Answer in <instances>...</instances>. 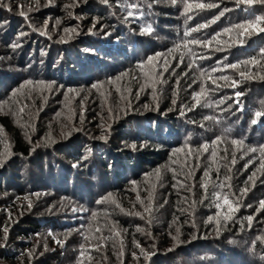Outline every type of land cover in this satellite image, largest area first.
Wrapping results in <instances>:
<instances>
[{
    "label": "trees",
    "instance_id": "trees-1",
    "mask_svg": "<svg viewBox=\"0 0 264 264\" xmlns=\"http://www.w3.org/2000/svg\"><path fill=\"white\" fill-rule=\"evenodd\" d=\"M44 1L39 0L43 5L30 13L31 26L18 14L16 5L24 3L31 7L32 0H4L13 11L0 8V101L10 97L14 90L20 91L24 82H36L39 76L59 86L52 96L56 101L54 108L60 109L57 113L60 119L54 116V109L48 111L52 102L47 100H42V111L36 114L40 101L33 103L26 95L22 100L26 110L19 115L21 122L7 113L0 114V149L5 144L2 142L5 135L8 147L0 151V192L24 195L41 191L48 196L71 198L86 206L96 205L106 193L118 194L120 198L115 201L125 211L117 209L113 214L118 218V227H114L113 233L120 235H113L99 251L96 245L100 242L91 243L95 247L89 249V255L97 254L91 264H264V259L256 263L260 252L264 255V242L256 239L257 235L264 234V209L259 208L260 201L264 200V168L261 167L264 153L248 151L264 145V116L257 124L251 123L255 111L261 110L264 102V58L260 52L264 48V33L245 36L242 44L235 33L231 34V43H226L229 37L223 36L219 51L215 44L207 49L189 45L197 55L205 56L191 67L192 58L188 55L180 62L185 52L183 47L169 54V50L185 39L207 40L225 28L246 22L255 15H264V5L254 4L250 11H244L249 6L237 8L234 0H195L219 2V7L196 9L189 13L193 19L186 20L181 15L182 4L159 0L152 8L146 2L141 6L143 19L126 20L130 9L125 5L140 0H110L107 5L100 0H80L77 6L67 10L64 6L72 0H54L52 6H45ZM222 9L231 11L209 27L184 37L185 31L211 21ZM56 18L62 20L63 26L73 28V35L60 41L53 36L49 39L43 26L46 28ZM147 23H151L153 31L142 34L141 27ZM16 44L19 46L13 47ZM155 53L167 57L168 69L162 77L157 75L154 81L146 80L144 73L148 68L142 71L137 66ZM251 58H256L258 63L247 67L240 63ZM221 63L239 67L211 73L212 77L229 76L237 81L235 87L222 80L213 84L207 74L202 75L219 68ZM155 71L158 73L162 68ZM240 72L245 76L241 77ZM124 76L127 89L115 87L112 81ZM104 82L109 86H102ZM93 84L99 88L79 99L80 108L73 111V105H57L61 92L66 95V89L79 86L82 90ZM202 86L214 89L209 93L212 101L223 99L224 103L218 108L193 106L192 97ZM236 92L241 95L236 97ZM189 107L193 110L189 111ZM69 116L72 122H79L75 124L78 127L69 133L57 131L60 125L55 121ZM205 116H215L219 122L205 120ZM225 129L229 131L225 133ZM217 137H221V142L213 146L212 141ZM232 139H242L243 147L233 145ZM205 142L209 150L200 151ZM213 147L215 158L211 156ZM253 173L254 185L249 182L247 194L239 196ZM148 174L150 179H158L156 189L151 191L146 186L142 192L138 187V192H134L131 186ZM225 176L230 177L231 189L223 191L239 196V209L231 213L224 208L217 209L212 196L218 190L214 185L224 181ZM178 181L184 186L177 187ZM202 183L208 185L207 198ZM149 192L152 193L150 216L144 214L141 221L140 216L126 214L130 208L143 210L137 199L134 203L132 195L139 194L147 204ZM38 213L23 215V221L10 229L7 241L18 239L0 247V262L62 264L55 252L53 255L36 250L34 258H29L20 249L21 255H17L19 240L31 239L46 231L75 230L77 226L73 224L84 219L76 217L66 226L64 220ZM229 214L231 219L225 220L224 216ZM249 216L253 217L251 226ZM209 217H213L212 222H208ZM0 228V241L5 243V227ZM138 228H143L148 237L141 238ZM158 232L160 235H156ZM69 238L60 243L61 247L70 246ZM31 246L28 243L27 248L32 250ZM140 248L154 254L146 259Z\"/></svg>",
    "mask_w": 264,
    "mask_h": 264
},
{
    "label": "rangeland",
    "instance_id": "rangeland-1",
    "mask_svg": "<svg viewBox=\"0 0 264 264\" xmlns=\"http://www.w3.org/2000/svg\"><path fill=\"white\" fill-rule=\"evenodd\" d=\"M32 2L34 3V0H32ZM44 4H47V0L44 1ZM42 5L43 3H40V7ZM28 8L29 6L25 5V10H27ZM57 19L60 20V23L58 25L56 24ZM49 23H50L49 26L45 28L46 25H44L43 29H45L44 31L47 32L46 34L49 37L53 36L54 38L57 39V41H60L58 39H62V38L64 39V37L71 36L75 32V30L73 28H69L68 25L63 26L62 20L60 18H56L52 22H49ZM45 24H47V22ZM65 29H70V31L65 32L64 31ZM37 77L38 78L36 82L32 81L33 84L31 85H28L24 82V84H22L24 85V87L21 88V90L17 93L16 97L10 98L11 97L10 96L6 99L1 100L0 103L4 101H8V103L3 106L2 110H0V114L7 113L9 114V116H12L13 119L19 120L20 113L18 109L21 104L23 105L22 100L25 99L24 95H26L27 97H30V99H32L33 103L40 101V105L36 106V108L38 109L36 114L42 111L41 108L44 105L42 100H47V102H52V104H50L49 106L47 105L48 107H50V109L48 110L47 108V110L50 111L54 109L52 111L54 113V116L55 117L57 116V119H60L58 116V114L60 113V109L59 107H57L56 109L54 108L56 105L55 104L56 101L53 100L54 93L58 91L59 86L53 84L50 80L43 79L42 77H39V76ZM121 78H122L121 80L115 79L112 82L114 83L115 87L121 86L126 90L127 89V78L125 76ZM39 82H43V83L41 84ZM47 85H51V87L49 88L47 87ZM104 85L109 86L108 84H105V82L102 86ZM68 90L69 89L65 90L66 95H64L63 92H61L62 98L57 105H61L63 107L73 105L72 110L74 111L75 109L80 108L79 106L80 102L79 103L77 102L79 101V99H81V97H84L85 95L89 93H95L97 89H94L91 87V88H83L81 90V88L78 86L76 88L71 89L73 91H68ZM256 100L257 99L255 98V101ZM17 101H19V104H17ZM258 101H260V99ZM259 105H261V103H259ZM25 110L26 109L24 108L23 112H25ZM44 115L45 114H43L40 117L41 120L43 119ZM70 118L71 117L69 116L66 119L59 120V122L55 121L58 125H60V129H58L57 131L69 133L73 128L78 127V125H75V124H79V122L78 123L72 122ZM73 118L75 119L74 114H73ZM18 122H21V120H19ZM20 124L23 125V122ZM5 137L6 135L2 139L3 144L7 143V139ZM53 137L54 135L50 138H53ZM5 144L4 146H2L0 151L3 152V150L4 151L7 150L8 147ZM1 154L6 155L5 153H1ZM150 175L149 174L148 176L144 175V177L140 180V183L136 182L135 184L131 186L132 189H135L134 192L137 191L138 187L142 190V192L146 191V186H149L151 191H154L156 189L155 186L157 185L156 183L158 179L155 180L152 177L150 179ZM108 194L109 193L104 194L100 199H98V201L104 198L105 196H107ZM111 194L115 200L120 198L119 195L116 193L111 192ZM25 197H27V199H25ZM131 197L135 199L134 203H136L137 195H132ZM29 202L31 206H29ZM141 207L142 206L140 205L139 208ZM73 208L88 209L89 211L73 212ZM164 208L165 206H162V209ZM117 209L118 208H116L115 205L111 201L105 202V203H97L96 205L93 204L90 206L89 205L86 206L84 205V203H81L74 199L65 198V197L58 196V195L48 196L46 193L41 192V191L37 193H33V194H24V195H15V193L4 194L0 192V226L2 227L4 226L8 228L7 236L9 235L10 229L15 227V225H18V222L20 223L21 221H23L22 220L23 215H25V217H28L29 214L30 213L33 214L34 211H39L38 213L39 215L50 214V215H53L55 219L57 218L60 220H64L63 222L66 226L70 223V220H74L76 217L84 219L80 222L73 224V226H77L75 230H70V231H65V232L46 231L45 234L33 236L31 237V239L28 237L27 240L25 239L19 240L21 242V243L19 242V245L21 246L18 245L20 248H19V251L17 252V255H21L20 249L23 250V253H22L23 255H25L24 252L28 255V253L31 251L32 255L28 256L29 258H34V252L36 250L38 251V253H41L42 251L43 252L48 251L47 252L48 254H50V252L51 254H53L55 252V255L57 257L60 256L58 261L61 262L62 264H78V261L80 260H82L84 264L86 263L91 264V262H93L96 259L95 257L97 256V254L89 255L90 254L89 249L91 247H95V245L93 244L91 245V243L100 242V244H104L106 241H109V239L99 240L98 237L101 235V233L96 232L95 229L97 227H101V232L103 236H105V234L109 233V228L114 230V227H118L117 225L118 218H116L113 215ZM91 211H96L98 213L95 220H93L90 215ZM129 211H131V208L127 212ZM140 212H143V210H140ZM157 214H158V207H157L156 215ZM103 218L105 220H103ZM139 219L142 221V219L144 218L141 219V217H139ZM160 233L163 234V232L161 231ZM160 233L158 232L156 235H160ZM140 234H141V238L143 239L148 237V234H145V232L143 233V228L140 230ZM257 236H260V235H257ZM85 237H87V239H85ZM68 238L70 242V246H68V248L61 247V244L57 243V241L63 242L64 240ZM15 239H18V238L15 237L12 240H10L9 238L8 241L6 242L7 246L11 245L13 241H15ZM0 243H3V242L0 241ZM28 243L32 245L31 246L32 250H30L31 248H27ZM81 245L84 246V256H80ZM70 254H72V256ZM263 259H264L263 252H260L258 260H256V263L262 262ZM0 264H7V263L0 262ZM9 264H20V262L18 261V262L9 263Z\"/></svg>",
    "mask_w": 264,
    "mask_h": 264
},
{
    "label": "snow or ice",
    "instance_id": "snow-or-ice-1",
    "mask_svg": "<svg viewBox=\"0 0 264 264\" xmlns=\"http://www.w3.org/2000/svg\"><path fill=\"white\" fill-rule=\"evenodd\" d=\"M80 0H72L71 4H66L64 7L65 9H69L71 7L77 6L79 4ZM101 3L107 5L109 4L110 0H100ZM146 2V6L148 8H152L154 4L158 3L159 0H140L139 3H128L125 5V7H127L128 9H130L129 11H127L126 17L125 19H132V20H141L144 17V12L141 10V6L143 4H145ZM170 3L175 5L177 3H180L183 5V11L181 12V15L185 16L186 20H191L193 19L192 15H189L190 12H193L196 9H200L203 10L205 8H216L219 7V2L217 3H204V2H195V0H170ZM234 3L236 5L237 8H241V6H249V7H245L242 10L244 11H250V6L254 5V4H260V5H264V0H234ZM54 4V0H47V4L45 6H52ZM40 7V2L39 0H34V4L33 6L29 7L27 10H25V5L24 3H20L16 5V8L18 10V14L23 17L25 19V21H27L29 23V26H31V22L29 20V15L30 13L33 11V9L38 10ZM0 8H4L9 12L13 11V8L10 4L5 3L4 0H0ZM227 11H231V9H222L219 14L217 16H215L211 21L204 23V24H199L193 28L188 29L187 31H185L184 33V37H189L192 35L193 32H198L203 28L209 27L212 23H215L217 20L220 19V17L224 16L225 12ZM60 23V20L57 19L56 24L58 25ZM93 27H95V24L93 25ZM65 32L70 31V29H65ZM153 31V27L151 25V23H147L145 25H143L141 27V32L142 34H151V32ZM256 32H260V33H264V15H255L254 18L249 19L246 22H242V23H237L235 25H232L231 27L225 28L223 29L221 32L215 33L213 36H211L209 39L207 40H200V39H196V38H192L190 40L185 39L182 44H177L175 45V47L171 50H169V54H171V52H179L181 47H183L185 49V52L181 54L180 56V62H183V58L185 55H188L192 58L191 64L189 65L190 67L192 65H194L196 63L197 60L200 59H204L205 56L203 55H197V53L194 51V49L192 47H189V45H194V46H198L201 48H209L210 46H212L213 44L216 45V50H222V45H221V37L223 36H228L229 40L226 43H231L232 42V33H235L237 40L239 41V43H243V37L245 36H251ZM41 35H44L45 33L41 32ZM21 36L24 35V33L20 34ZM51 37H49L50 39ZM63 39V38H62ZM19 45H13V47H18ZM261 52V57L264 58V48H262L260 50ZM242 63L245 67H247L248 65H256L258 63V60L256 58H251L249 60H245ZM138 68H140L142 71L145 67L148 68V72L144 73V78L146 80H155V77L157 75L159 76H163V72H166L168 69V59L167 57L163 56L161 53H155L153 56H149L147 58L146 61L142 62L140 65L137 66ZM239 67L238 64H229V65H223L221 63V66L219 68H213L211 69L208 73H202V75L207 74L208 79L212 80L213 84H216L218 80H222L225 82L229 83V86H233L235 87L237 84V81L232 80L229 76H219L216 78H213L211 73L217 72V71H223L225 68H232V69H237ZM264 67V66H262ZM157 68H162V71L160 72H156L155 69ZM122 75H127V73H124ZM240 76L244 77L245 73L244 72H240ZM120 77H117V80H119ZM111 82V81H110ZM161 83L163 82L162 80L160 81ZM28 85L33 84L32 81H27L25 82ZM39 83H43V82H39ZM24 85H21V88H23ZM47 87H51V85H47ZM99 85L98 84H93L92 88H98ZM19 90H14L13 93L11 94L10 98H14L16 97L17 93ZM68 91H73L71 89H69ZM211 91H214V89H208L204 86H202L200 88V91L195 93L192 97V100L194 102L193 106H202V107H207V108H218L220 105H222L224 103V100L221 99L218 102L212 101L211 97L209 95V93ZM241 95V93L236 92L235 96L239 97ZM236 103H239V101H235ZM8 101H4L2 103H0V110H2L3 106L5 104H7ZM173 103H175V101H173ZM17 104H19V101H17ZM27 107V105H20L18 111L19 113H23L24 108ZM189 111L193 110L192 107L188 108ZM226 109H221V111H224ZM181 115H184V112H181ZM264 116V102H262V108L261 110H257L254 113V118L252 119L251 123L253 125L257 124L260 121V118ZM205 120H212L215 122H219L217 117L215 116H205L204 117ZM203 126V125H202ZM225 133H227L229 130L225 129L224 130ZM219 142H221V137H217L215 140L212 141L213 146H215L216 144H218ZM231 143L233 145H238L240 147H243L244 145V141L242 139H232ZM133 147H135V145H133ZM209 150V144L207 142L203 143L201 145L200 151H208ZM181 151V149H176V152ZM249 152H256V151H260L262 153H264V145L259 146L258 148H249L248 149ZM211 156L213 158L216 157V151H215V147H213V150L211 151ZM233 163H235V160L233 159ZM75 166V165H74ZM262 168H264V164L261 165ZM159 175V172H157V176ZM205 177H207L209 175V173L206 171L204 173ZM174 179H175V173H174ZM230 180V177L225 176L224 181L218 182L217 184L214 185L215 189L218 190H214L212 193V196L215 200V207L217 209H226L228 213L237 211L239 209V196H243L246 195L248 192V183L251 182L253 185L255 183V173H253L252 175H250L247 178V181L245 182L246 186L240 189L239 192V196L236 193H230V192H224L223 189L227 188V189H231V185L230 183H228V181ZM134 183V182H133ZM177 187H183V183L179 182L176 185ZM201 188L205 191V198H207V188L208 185L205 183L201 184ZM135 190V189H133ZM188 191H191V187H188ZM233 197L235 198V200L233 201ZM25 199H27V197H25ZM137 202H139L142 206H143V212L140 211H129L126 214L128 215H136V216H140L141 218H144V214H147L148 216L151 215L152 212V193L149 192L148 194V203L145 204L144 201L140 198L139 194H137ZM111 201L116 208L120 209L121 212H124V208L115 201V199L112 197V194L109 193L107 196H105L104 198H102L101 200L97 201V203H105V202H109ZM222 201V203H221ZM195 202L193 201V204ZM29 206H31L30 202H29ZM133 208H135V205H133ZM259 208L260 209H264V200L260 201L259 204ZM259 210V209H258ZM76 211H89L88 209H76L73 208V212ZM107 214V213H106ZM91 217L93 220L96 219L98 213L96 211H91L90 213ZM11 218V217H10ZM224 219H231V215H225ZM249 226H251L253 217L249 216L247 217ZM213 221V217H209L208 218V222H212ZM150 222V221H149ZM5 236H4V241L5 243H0V247H6V241H7V232H8V228L5 227L3 229ZM96 232L101 233V235L98 237L99 240H107V239H111L113 238V235L115 236H119L120 233L115 232L113 233V230L111 228H109V236L105 237L103 236L102 232H101V227H97L95 229ZM137 231H140V229L138 228ZM179 230L177 229V232ZM85 239H87V237H85ZM257 240H260L261 242H264V234L257 236L256 237ZM57 243H61V241H57ZM103 244H98L96 247V250L99 251V249L101 247H103ZM137 247H139V245H137ZM140 252L141 254L144 255V257L146 259L150 258L151 255H153L154 253H149V252H145V250L143 248H140ZM29 256L32 255V252L30 251L28 253ZM135 255V254H134ZM80 256H84V246L81 245V251H80ZM78 264H84V262L82 260L78 261Z\"/></svg>",
    "mask_w": 264,
    "mask_h": 264
}]
</instances>
